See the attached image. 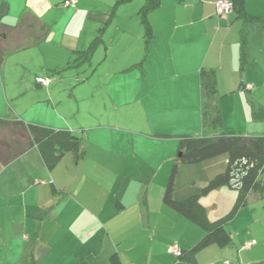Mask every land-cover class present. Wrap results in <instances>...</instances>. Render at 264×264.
Here are the masks:
<instances>
[{
    "label": "crops",
    "instance_id": "0c3cea01",
    "mask_svg": "<svg viewBox=\"0 0 264 264\" xmlns=\"http://www.w3.org/2000/svg\"><path fill=\"white\" fill-rule=\"evenodd\" d=\"M65 1L0 0L1 23L34 15L48 32L0 63V118L70 130L85 150L53 169L37 147L0 163V264H264V193L244 204L228 185L203 196L231 241L183 257L171 247L191 250L208 230L164 200L182 138L206 131L203 71L217 81L213 102L241 97L243 134H264V106L247 102L264 87V0L224 15L217 0H160L146 21L147 0ZM199 164L180 165L176 200L218 173L214 158Z\"/></svg>",
    "mask_w": 264,
    "mask_h": 264
},
{
    "label": "trees",
    "instance_id": "16d2710c",
    "mask_svg": "<svg viewBox=\"0 0 264 264\" xmlns=\"http://www.w3.org/2000/svg\"><path fill=\"white\" fill-rule=\"evenodd\" d=\"M232 1L234 8L242 11V0ZM159 4L160 0H147L142 11L145 21L146 13ZM35 19L37 18L34 15L25 17L18 28L7 27L0 22V63L11 52L24 46V37L13 45L7 43L16 32L24 36V30L31 31L26 35L37 43L47 38L48 32L44 29H41L40 34L32 32L34 30L32 22ZM145 24L148 27L147 23ZM91 51L92 49L84 52L81 57L89 56ZM202 78L206 124L210 128H217L222 125L218 104L213 102L214 95L217 93V81L214 73L211 72L203 71ZM81 144L82 137L70 130H56L41 125L28 124L18 119L0 118V163L5 166L11 164L29 149L37 147L47 166L53 169L67 152L75 153L78 159L83 158L85 150ZM180 145V155L172 169L164 200L167 205L208 230L207 234L191 250L182 251V255L179 257H183L185 254H192L212 244L224 246L231 241V233L225 227L224 220L220 219L215 222L209 220L206 209L201 203L203 196L221 186L228 185L238 189L240 192L239 204H244L250 192L264 193V134L253 136L224 131L214 136L185 135ZM221 155L228 156L227 168L224 172L212 178L200 193L192 194L182 200L174 198L176 177L181 164H196ZM112 264H122L117 255L112 257Z\"/></svg>",
    "mask_w": 264,
    "mask_h": 264
},
{
    "label": "rangeland",
    "instance_id": "374dc122",
    "mask_svg": "<svg viewBox=\"0 0 264 264\" xmlns=\"http://www.w3.org/2000/svg\"><path fill=\"white\" fill-rule=\"evenodd\" d=\"M32 25H34V30H32V32L34 31V33H36V34H40L42 32L41 31V29H42L41 23L37 19H35L32 22ZM24 31H25V35L24 36L19 35L16 32L15 34L12 35V37H13L12 39L13 40L10 37V39L8 40L7 43L13 45L22 37L25 38L24 41H23L24 45L27 42H30V39L27 37L26 34L30 33L31 31H29V30H24ZM224 98H223V102L222 103L220 102V100H218L217 104H218L219 112L221 113V116H222V124L226 123V124L223 125V127L225 128V131H227V132H238L239 133V131H237V130H240L241 134H243L242 130H246L247 129V123H246L247 121H246V117H245L244 112H243V106H242L243 102H242L241 97L232 96V93H230V94L226 95ZM248 101H249L250 104L258 103L260 106L261 105L264 106V87H262V89H260L258 91V93L255 92L253 94V92H248L247 102ZM234 105L237 106V115L236 116H234V113H233V106ZM206 126L207 127L205 128L206 131H205L204 135L211 136L210 134L218 133V129H217L218 127L216 129H213V127L210 128V126H208L207 124H206ZM204 135H202V136H204ZM198 137H201V136H198ZM82 140H83V138H82ZM214 160H216L218 162L217 166H218L219 169H216V170H218L217 174H219L221 172H224L226 170V168H227L228 156L227 155H221V156L215 157ZM202 163L203 162H201V164H199V165H201L199 167H204L203 166L204 164H202ZM174 165H175V163H173V166L170 168V170L173 169ZM171 172H172V170H171ZM198 172H199V170H198ZM78 173L80 174L81 172H78ZM199 173H203V172H199ZM217 174H215V176ZM182 177H184V176H181V178ZM182 179L183 180L181 182L182 184H181L180 187H183L184 185H186L188 187L187 180H185L184 178H182ZM190 184H191V186H193L192 182ZM177 186H178V180H176V182H175V187L177 188Z\"/></svg>",
    "mask_w": 264,
    "mask_h": 264
},
{
    "label": "built area",
    "instance_id": "2783aa9c",
    "mask_svg": "<svg viewBox=\"0 0 264 264\" xmlns=\"http://www.w3.org/2000/svg\"><path fill=\"white\" fill-rule=\"evenodd\" d=\"M77 1L78 0H66L64 2V5L65 6L75 5L77 3ZM216 6H217V14L218 15H224L227 11L234 8V3L232 0H217ZM37 81H38V83H40L42 85H49V83H50V79L43 78V77L37 78ZM251 88H252L251 85L247 86V89H251ZM255 243H256V241H251V242L247 243L245 245V249H249ZM171 252L178 257L182 255V251L176 245L171 247ZM226 264H229V263L226 262Z\"/></svg>",
    "mask_w": 264,
    "mask_h": 264
}]
</instances>
